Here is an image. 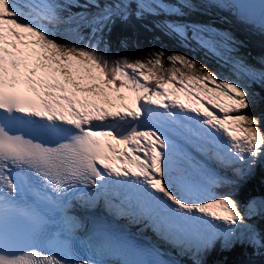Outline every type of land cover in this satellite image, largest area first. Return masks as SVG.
I'll list each match as a JSON object with an SVG mask.
<instances>
[{"label":"snow or ice","instance_id":"6c2138e0","mask_svg":"<svg viewBox=\"0 0 264 264\" xmlns=\"http://www.w3.org/2000/svg\"><path fill=\"white\" fill-rule=\"evenodd\" d=\"M133 21L173 47L113 51ZM245 30L264 36V0H0V264L264 254V196L236 198L264 167Z\"/></svg>","mask_w":264,"mask_h":264},{"label":"trees","instance_id":"16d2710c","mask_svg":"<svg viewBox=\"0 0 264 264\" xmlns=\"http://www.w3.org/2000/svg\"><path fill=\"white\" fill-rule=\"evenodd\" d=\"M139 21H133L132 25L127 27L121 26L119 22L113 26V31L109 37L111 47L113 51L118 52L123 55H129L136 57L141 53L147 52V50L153 45L164 46V50L168 51L169 48L173 47L172 43L167 37L162 34L155 32H148L140 27ZM160 36V40H153V36ZM239 39L245 41L246 47L242 48V52H251L252 55H258L264 52V36L259 34H254L249 31H238L236 33ZM127 39V48L120 47V40ZM178 50L185 51L184 49ZM191 55V53H189ZM197 59H205L203 53L197 56ZM209 66H214L215 61L209 60ZM224 71V70H222ZM227 74V73H225ZM254 112L257 114L264 112V104L258 105ZM261 127L264 128V122H262ZM220 191H228V189L223 188ZM251 196H264V167L257 164L255 167V172L252 176L246 178L241 182L239 192L236 196L241 203L247 201ZM262 221L257 220V226L262 225ZM204 264H264V254H260L259 251L254 253L251 245L246 242L237 243L236 241L229 248H223L221 246L220 239H217L213 246L204 255ZM187 264H191V261L185 259Z\"/></svg>","mask_w":264,"mask_h":264},{"label":"bare ground","instance_id":"6f19581e","mask_svg":"<svg viewBox=\"0 0 264 264\" xmlns=\"http://www.w3.org/2000/svg\"><path fill=\"white\" fill-rule=\"evenodd\" d=\"M220 264H221V260H220V262H219Z\"/></svg>","mask_w":264,"mask_h":264}]
</instances>
